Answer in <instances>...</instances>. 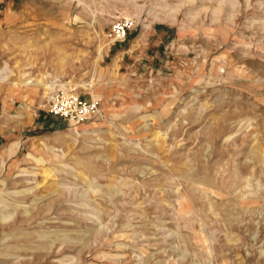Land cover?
I'll use <instances>...</instances> for the list:
<instances>
[{
    "label": "rangeland",
    "instance_id": "obj_1",
    "mask_svg": "<svg viewBox=\"0 0 264 264\" xmlns=\"http://www.w3.org/2000/svg\"><path fill=\"white\" fill-rule=\"evenodd\" d=\"M0 264H264V0H0Z\"/></svg>",
    "mask_w": 264,
    "mask_h": 264
},
{
    "label": "built area",
    "instance_id": "obj_2",
    "mask_svg": "<svg viewBox=\"0 0 264 264\" xmlns=\"http://www.w3.org/2000/svg\"><path fill=\"white\" fill-rule=\"evenodd\" d=\"M128 20H116L111 24L108 37L112 40L123 39L129 27ZM46 100L47 112L62 118L72 125L79 124L98 111V103L92 97L87 98L73 88L54 86Z\"/></svg>",
    "mask_w": 264,
    "mask_h": 264
},
{
    "label": "bare ground",
    "instance_id": "obj_3",
    "mask_svg": "<svg viewBox=\"0 0 264 264\" xmlns=\"http://www.w3.org/2000/svg\"><path fill=\"white\" fill-rule=\"evenodd\" d=\"M39 82H41V81H39ZM85 85L88 86V84H85ZM47 86H48V85H47ZM89 86H90V84H89ZM153 134H154V133H153ZM153 134H152V135H153ZM156 135H157V134H156ZM159 135H160V134H159ZM153 136H154V135H153ZM154 137H155V136H154ZM154 137H153V138H154ZM154 139H155V138H154ZM166 155H167V154H166ZM169 155H170V154H169ZM157 157H158V156H157ZM172 158H173V157H172ZM165 159H166V158H165ZM160 161H161V160H160ZM236 172H237V171H236ZM187 173H188V171H187ZM193 173H195V172L193 171ZM174 174H175V173H174ZM188 175H189V174H188ZM233 176H234V175H233ZM184 177H186V176H184ZM206 177H207V176H206ZM206 177H205V178H206ZM236 177H238V175H236ZM190 178H191V177H190ZM205 178H204V179H205ZM186 179H187V178H186ZM204 179L202 180V182L205 181ZM209 179H210V178H209ZM206 181H207V180H206ZM207 182H209V181H207ZM210 182H212V181L210 180ZM206 185H207V183H206ZM189 189H190V188H189ZM190 190H192V189H190ZM195 193H196V192H195ZM204 195H205V194H204ZM198 200H199V199H198ZM180 209H183V210H184V205H182ZM78 240H79V239H78ZM76 241H77V240H76Z\"/></svg>",
    "mask_w": 264,
    "mask_h": 264
}]
</instances>
